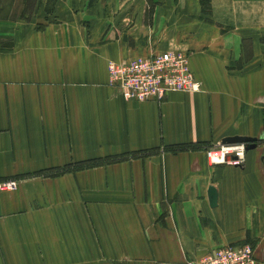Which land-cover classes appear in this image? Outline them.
Here are the masks:
<instances>
[{
	"label": "crops",
	"instance_id": "0c3cea01",
	"mask_svg": "<svg viewBox=\"0 0 264 264\" xmlns=\"http://www.w3.org/2000/svg\"><path fill=\"white\" fill-rule=\"evenodd\" d=\"M173 49L199 91L155 102L108 86V61ZM228 136L255 146L209 164ZM9 180L0 264H194L235 243L264 264V0H0Z\"/></svg>",
	"mask_w": 264,
	"mask_h": 264
},
{
	"label": "built area",
	"instance_id": "2783aa9c",
	"mask_svg": "<svg viewBox=\"0 0 264 264\" xmlns=\"http://www.w3.org/2000/svg\"><path fill=\"white\" fill-rule=\"evenodd\" d=\"M107 84L124 100L160 102L170 91L195 92L200 84L188 65L187 53L175 50L150 52L143 56L106 63ZM211 165L239 166L244 161L245 143H217L204 150ZM14 181H1L0 190L12 189ZM194 264H255L248 243L216 246Z\"/></svg>",
	"mask_w": 264,
	"mask_h": 264
},
{
	"label": "water",
	"instance_id": "95a60500",
	"mask_svg": "<svg viewBox=\"0 0 264 264\" xmlns=\"http://www.w3.org/2000/svg\"><path fill=\"white\" fill-rule=\"evenodd\" d=\"M221 143H245V151L255 146V139L247 136H228L221 139ZM207 199L210 206L215 205V189L212 186L207 188Z\"/></svg>",
	"mask_w": 264,
	"mask_h": 264
},
{
	"label": "trees",
	"instance_id": "16d2710c",
	"mask_svg": "<svg viewBox=\"0 0 264 264\" xmlns=\"http://www.w3.org/2000/svg\"><path fill=\"white\" fill-rule=\"evenodd\" d=\"M189 145H173V146H169L166 147L165 149L170 150V151H177V150H183L185 148H188ZM142 154V152L140 153ZM122 156H114L112 158H106V159H94V160H89V161H83V162H77L71 166L68 167H64L62 169H59L58 171H68V170H72V169H82V168H86V167H90V166H94V165H99L102 164L103 162H108V161H112V160H117L119 158H121Z\"/></svg>",
	"mask_w": 264,
	"mask_h": 264
},
{
	"label": "rangeland",
	"instance_id": "374dc122",
	"mask_svg": "<svg viewBox=\"0 0 264 264\" xmlns=\"http://www.w3.org/2000/svg\"><path fill=\"white\" fill-rule=\"evenodd\" d=\"M205 3V2H204ZM204 3H203V6H204ZM173 50H175V51H181V50H176V49H173ZM181 52H184V53H186L185 51H181ZM138 56H143V55H137V56H133V57H138ZM133 57H129V58H133ZM14 184H15V181H14ZM13 189H15V187L14 188H12V189H6V190H13ZM252 245V244H251ZM252 247V246H251ZM252 250H253V247H252ZM253 255H254V252H253Z\"/></svg>",
	"mask_w": 264,
	"mask_h": 264
}]
</instances>
